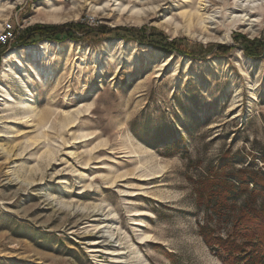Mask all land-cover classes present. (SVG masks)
Masks as SVG:
<instances>
[{"label":"rangeland","instance_id":"obj_1","mask_svg":"<svg viewBox=\"0 0 264 264\" xmlns=\"http://www.w3.org/2000/svg\"><path fill=\"white\" fill-rule=\"evenodd\" d=\"M236 2L0 0V33L88 29L0 52V264H224L200 230L245 195L216 216L198 188L264 171V5Z\"/></svg>","mask_w":264,"mask_h":264},{"label":"trees","instance_id":"obj_2","mask_svg":"<svg viewBox=\"0 0 264 264\" xmlns=\"http://www.w3.org/2000/svg\"><path fill=\"white\" fill-rule=\"evenodd\" d=\"M68 26L71 29L68 32L55 25L26 26L16 33L13 40L16 39L17 43L28 45L34 37H53L57 33H66L77 39L75 31L80 33L88 31L83 25ZM122 30L134 32V37L139 31L136 29ZM11 42L5 44L0 42V52ZM243 46L247 53L256 55V52H252L249 47L253 46L256 51L264 48V43L257 39L244 40ZM218 47L220 51L225 48L224 46ZM221 171H216L214 177L201 182L198 188V199L203 198L207 203H211L214 214L220 216L225 209H230L227 202L235 200L234 196L245 195V198L236 215L231 219V227L225 238L215 236L214 230L207 226L201 228L200 235L224 264H264V198L259 204L257 203V197L264 196V171H246V169L238 171L240 173L238 185L229 183L225 178L226 174L222 175Z\"/></svg>","mask_w":264,"mask_h":264},{"label":"bare ground","instance_id":"obj_3","mask_svg":"<svg viewBox=\"0 0 264 264\" xmlns=\"http://www.w3.org/2000/svg\"><path fill=\"white\" fill-rule=\"evenodd\" d=\"M144 1V0H143ZM146 1V0H145ZM150 1H152V0H150ZM154 1H161V0H154ZM204 2L205 1H207V2H210L211 0H203ZM237 1H239V3L238 2H236L235 3V6L237 7L236 9H237V11H233L234 12V17L235 18H237V17H239L240 19L242 18H244L247 14H248V11H252V10H254V9H257V8H259V7H262L263 5H264V0H237ZM142 2V1H141ZM149 2V1H148ZM222 2V1H221ZM144 3V2H143ZM150 3V2H149ZM146 4V3H145ZM206 4V3H205ZM203 6V5H202ZM205 7H206V5H204ZM142 10V9H141ZM54 11V10H53ZM59 11H61V9L59 10ZM144 11V10H143ZM237 12H239V13H242V14H240V15H238L237 14ZM142 13V12H141ZM50 14V13H49ZM58 13H57V11H54L53 12V14H52V21H54V22H58V21H62L63 20V18L62 17H60L59 15H57ZM62 14V13H61ZM146 14V13H145ZM65 16V15H64ZM231 18V17H230ZM67 20V19H66ZM243 20H245V19H243ZM165 22V21H164ZM167 24V23H166ZM213 24V23H212ZM250 28H252V27H250ZM253 32V31H252ZM15 49H13V50H11L10 52H8V53H6L5 54V58H8V57H10V55H14V54H16L15 53V51H14ZM29 52V51H28ZM37 55V54H36ZM18 58V57H17ZM9 59V58H8ZM38 58H34V60H37ZM17 61H18V59H17ZM20 63V69L23 71V74H24V76L26 77V81L28 82H30L31 81V78L29 77V73L27 72V70L24 68V66L21 64V62H19ZM24 87H25V91H29V86H27V85H24ZM21 105H22V103H20ZM24 106V105H23ZM24 116H26L25 114H24ZM41 116V115H40ZM43 116V115H42Z\"/></svg>","mask_w":264,"mask_h":264},{"label":"built area","instance_id":"obj_4","mask_svg":"<svg viewBox=\"0 0 264 264\" xmlns=\"http://www.w3.org/2000/svg\"><path fill=\"white\" fill-rule=\"evenodd\" d=\"M10 18H8L2 27L1 33H0V42L10 43L17 33L16 29H22L24 26L19 23L17 17H14L12 21H9ZM10 41V42H9Z\"/></svg>","mask_w":264,"mask_h":264}]
</instances>
